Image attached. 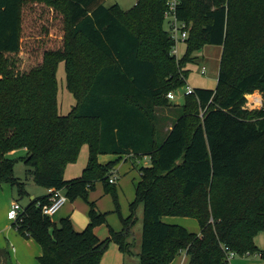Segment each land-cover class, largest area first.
I'll return each instance as SVG.
<instances>
[{"label": "trees", "instance_id": "1", "mask_svg": "<svg viewBox=\"0 0 264 264\" xmlns=\"http://www.w3.org/2000/svg\"><path fill=\"white\" fill-rule=\"evenodd\" d=\"M63 18L61 46L46 48L39 64L20 73L7 56L21 50L22 8L26 0H0V186L19 194L25 184L14 176L12 151L33 182L63 190L67 199H87L96 182H110L117 159L148 157L123 217L122 229L99 239L106 214L90 203L89 221L78 232L69 218L56 224L42 213L49 196L35 198L12 226L41 249L39 264H99L109 243L132 253L128 241L142 207L138 264H171L185 252L190 264H230L228 253L257 255L264 233V0H178L176 16L187 24L185 52L170 54L165 28L167 0H137L128 10L105 0H28ZM205 45L222 47L215 89L195 88L164 138L156 109L170 104L167 94L185 84L187 65ZM65 63L67 88L76 105L60 115L56 69ZM258 91L259 109L246 107ZM83 145L89 156L80 177L65 180V167ZM118 211V202L114 197ZM197 221L200 233L169 224L163 217ZM227 250H226V249Z\"/></svg>", "mask_w": 264, "mask_h": 264}, {"label": "rangeland", "instance_id": "2", "mask_svg": "<svg viewBox=\"0 0 264 264\" xmlns=\"http://www.w3.org/2000/svg\"><path fill=\"white\" fill-rule=\"evenodd\" d=\"M136 1L137 0H105L103 5L105 7H111L114 4H118L123 10H128L136 4ZM165 28H168L167 22H165ZM63 34V18L59 12L54 11L44 4H36L26 0L22 8L21 50L16 56H7L9 64L15 66V69L20 73L35 68L41 61L42 53L46 48H58L61 46ZM177 48L178 57L181 58L185 52V43L183 41L178 43ZM221 54L222 47L218 45H205L201 50L194 52V60L186 67L188 73L185 84L172 91L174 99L170 100L169 106L156 109L158 119L168 117L171 122H174L176 118L180 116V108L186 102V91L188 87L192 89L216 88ZM203 67L204 72L201 73ZM56 80L58 86V111L60 115H67L76 105V98L67 88V75L64 62L58 63ZM254 93H257L260 97L257 96V94H251L250 96L254 97L252 101L249 99L250 96L246 97V107L249 109H259L263 103L261 94L258 91ZM166 109H169V111H166ZM161 125L162 122L160 124L158 120L157 126L160 128ZM159 128L157 137L160 140L163 136ZM25 155L26 151L23 149L15 150L8 154V158L14 161V176L25 184L26 193L19 194L15 187H11L7 184L0 186V249L4 248V251L9 252L13 259V255L15 254L11 253L10 249L14 246L15 249L18 250L19 256L23 257L25 264H38L35 255V250L39 248L37 243L30 239H25L11 225L12 221L7 218V211L8 208H10V199L14 198L22 208H25L30 203L32 197L39 198L42 196L41 192L47 190L33 182L29 172L30 168L22 161ZM88 156V146L83 145L76 161L69 163L65 167L64 179L71 180L80 177L87 165ZM99 159L103 164L115 162L110 172L111 177L115 179L114 193H106L102 182L98 181L95 183L94 188L89 190L87 199L78 197L75 200L68 199L66 203L68 208H70V219H72V215L76 222L84 223V218H89L90 203L94 202L96 209L106 214L107 223L95 228L100 234H105L103 237L104 239L108 236L110 228L115 231L122 229L123 225L120 214L123 217L128 214L129 204L134 198L135 186L140 178L138 170L142 166H147L149 162L144 163L141 159L135 160L134 162L130 159L125 160L124 157L117 159V157H112V155L109 156L107 154L101 155ZM114 197H116L118 202V211L114 204ZM54 216H56V214ZM136 218V223L132 228L131 237L128 241L131 242L133 251L135 253H140L142 239V207L138 208ZM171 219H178L176 224L186 228L190 232H196V229H198V223L193 218L165 216L163 220L168 221ZM186 223H188V225L185 226ZM86 226L87 224L83 229ZM12 227V231L18 236L22 246L11 237H8L7 232ZM192 228H194V231H192ZM263 236V234H258L254 239L259 249L261 248L259 241H263ZM6 237H8L7 240ZM19 247L22 248V251H20ZM111 249L121 252L116 243L110 242L99 264L114 263L115 258L111 253ZM12 261L13 264H18L15 259ZM229 261L230 264H264V261L257 255L247 257L234 256L233 259Z\"/></svg>", "mask_w": 264, "mask_h": 264}, {"label": "crops", "instance_id": "3", "mask_svg": "<svg viewBox=\"0 0 264 264\" xmlns=\"http://www.w3.org/2000/svg\"><path fill=\"white\" fill-rule=\"evenodd\" d=\"M257 93H254V94H252V95H256ZM247 96H250V95H247ZM246 96V97H247ZM257 96H259L258 94H257ZM260 97V96H259ZM261 99V98H260ZM170 100H173V99H170ZM169 100V101H170ZM165 110V109H164ZM166 111H169V109L167 110L166 109ZM159 121H160V124H161V122H162V125H161V127L159 128L161 131V134H162V136H163V138H164V136L166 135V133H167V131L170 129V127H171V125H172V123L173 122H171V120H170V118H168V117H163V118H160V119H158ZM101 156V155H100ZM99 156V157H100ZM110 156V155H109ZM99 157H98V161L101 163V161H100V159H99ZM112 157H116V156H113L112 155ZM125 158V160H128V159H130L131 161H134L135 162V160H139V159H137V158H135V157H132V156H128V157H124ZM142 161H144V163H146V162H150V160H149V158L148 157H144V158H142L141 159ZM101 164H103V163H101ZM138 181H139V179H138ZM115 182V181H114ZM137 184V183H136ZM8 185V184H7ZM2 186V185H1ZM44 192V193H43ZM41 195L42 196H46V195H48V190H43L42 192H41ZM41 196V197H42ZM33 199H35V198H31V200H33ZM134 199V198H133ZM12 201H17V200H15L14 198H12V199H10V202H9V207H10V205H11V202ZM133 201V200H132ZM8 210H9V208H8ZM70 208H68V205H67V203H65V205L56 213V216H53L52 217V219H53V221L56 223V224H58L59 225V222H60V220L61 219H63V218H69L70 219ZM8 212V211H7ZM128 214H129V212H128ZM128 214H126V216L128 215ZM125 216V217H126ZM74 216H72L71 215V218L72 219H70V221L72 222V225H73V228L76 230V231H78V232H81V231H83L84 229H83V227L86 225V224H88V221H89V218H84V223H78V222H76V220L73 218ZM163 219H164V217H163ZM164 222H166V223H169V224H174V225H177L176 223L178 222V219H171V220H163ZM12 225V224H11ZM186 225H188V223H186L185 224V226ZM180 226V225H179ZM12 229H13V227L11 228V229H9V231L7 232V235H8V237H11L12 239H14V241L15 242H17L20 246H22V243L20 242V239H18V236H16V234H14V231H12ZM193 230L192 231H194V228H192ZM119 231V230H118ZM190 232V231H189ZM19 233V232H18ZM94 233L97 235V237L99 238V239H103V237H104V235L105 234H100V232L98 231V230H95L94 229ZM99 233V234H98ZM192 233H196V234H199L200 233V230H199V226H198V229H196V232H192ZM258 234H263L264 235V233H262V232H260V233H258ZM257 234V235H258ZM98 235H101V236H98ZM261 236V235H260ZM8 237H6V240L8 239ZM31 240V239H30ZM33 241V240H32ZM34 242V241H33ZM256 244V243H255ZM12 245V244H11ZM38 245V244H37ZM257 245V244H256ZM259 245H261V248L260 249H264V236H263V241L261 240V241H259ZM38 247L39 248H37L36 250H35V252H36V259H37V257L38 256H40L41 255V249H40V246L38 245ZM19 249H20V251H22V248H20L19 247ZM5 249L3 248V249H0V264H13V259H15L16 261H17V263L18 264H25V262H24V260H23V257H20L19 256V252H18V250L17 249H15V247L14 246H12V248L10 249V251H11V253H13V254H15V255H13V259H12V256L10 255V253L9 252H7V251H4ZM111 253L114 255V263H110V264H138L139 263V258H140V254L139 253H135L134 251H133V249H132V253L133 254H130V255H126V254H122L121 252H119V251H116L115 249H111ZM135 253V254H134ZM38 262V261H37ZM239 263V262H238ZM38 264H39V262H38ZM171 264H190L189 263V258L187 257V255H186V253L185 252H181L174 260H173V262L171 263Z\"/></svg>", "mask_w": 264, "mask_h": 264}, {"label": "built area", "instance_id": "4", "mask_svg": "<svg viewBox=\"0 0 264 264\" xmlns=\"http://www.w3.org/2000/svg\"><path fill=\"white\" fill-rule=\"evenodd\" d=\"M179 2L178 0H167V8L164 12V17L167 21L168 31L170 37L173 41V46L171 48L170 54L175 57L176 60L178 57V48L177 45L180 42H184L188 35L187 24L179 21L176 16V9ZM204 72V67L201 70V73ZM194 93V89L188 87L186 91V95ZM167 98L174 99V95L172 92L167 94ZM115 179H110V182H114ZM49 203L41 206L42 213L46 216H54L67 202V196L63 192V190L51 188L48 189ZM23 211V208L17 201H12L11 206L7 212V218L12 222L16 221L19 217V214ZM226 249V248H225ZM227 250V249H226ZM229 260L233 259L235 256L232 252L228 253Z\"/></svg>", "mask_w": 264, "mask_h": 264}, {"label": "bare ground", "instance_id": "5", "mask_svg": "<svg viewBox=\"0 0 264 264\" xmlns=\"http://www.w3.org/2000/svg\"><path fill=\"white\" fill-rule=\"evenodd\" d=\"M249 99L252 101L254 99V97L253 96H250ZM249 103H251V102H249Z\"/></svg>", "mask_w": 264, "mask_h": 264}]
</instances>
